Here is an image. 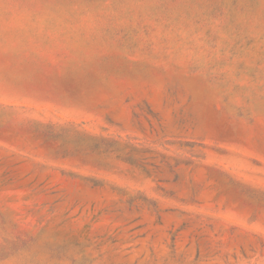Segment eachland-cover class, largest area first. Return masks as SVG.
<instances>
[{
  "label": "rangeland",
  "instance_id": "obj_1",
  "mask_svg": "<svg viewBox=\"0 0 264 264\" xmlns=\"http://www.w3.org/2000/svg\"><path fill=\"white\" fill-rule=\"evenodd\" d=\"M0 264H264V0H0Z\"/></svg>",
  "mask_w": 264,
  "mask_h": 264
}]
</instances>
